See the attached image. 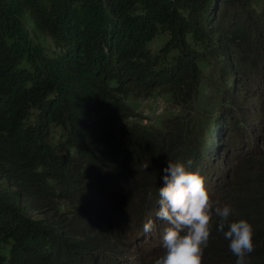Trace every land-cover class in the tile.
Returning a JSON list of instances; mask_svg holds the SVG:
<instances>
[{"label":"trees","instance_id":"trees-1","mask_svg":"<svg viewBox=\"0 0 264 264\" xmlns=\"http://www.w3.org/2000/svg\"><path fill=\"white\" fill-rule=\"evenodd\" d=\"M162 33L182 54L157 65L149 45ZM207 41L241 87L235 99H264V0H0V264L132 263L129 230L103 208L104 187L134 212L131 226L158 195L168 161L191 160L201 175L205 156L225 161L231 124L225 114L216 119L222 129L205 147L188 142L178 119L163 130L128 122L120 95L174 82L175 90L184 76L194 88L192 46ZM252 147L242 158L245 183L228 192L229 222L252 224L246 259L264 264V132L262 150ZM217 224L203 264H236Z\"/></svg>","mask_w":264,"mask_h":264},{"label":"rangeland","instance_id":"rangeland-1","mask_svg":"<svg viewBox=\"0 0 264 264\" xmlns=\"http://www.w3.org/2000/svg\"><path fill=\"white\" fill-rule=\"evenodd\" d=\"M33 39L38 41L48 52L52 50L51 42L42 35H37ZM205 44H209V42L192 46L191 52L195 56L194 66L198 71L194 88H189L188 83L185 84V81L191 80L190 76H184V81L175 90L172 88L177 83H164L147 93L122 94L120 98L128 106L127 116L130 117L128 122L163 130L165 120L178 119L185 128L188 142L193 143L196 138H201L205 147L214 134L218 135L222 129V126L219 125L220 122L216 119L224 114L229 117L231 124L229 130L231 131L226 133L225 140L229 137L233 140L230 139L231 146H228L229 151L225 161L223 162L221 157L213 159V157L205 156L200 164L202 176L206 180V187L210 189L214 210L217 206L229 205L232 207L233 200H228V192L237 186L241 188V185L245 183L240 175L245 170L242 168L244 165L242 158L247 154V151H251L250 145L253 143L256 146V148L252 147L256 152L262 150L259 146L264 132L261 127V125L264 126V112L257 109L259 106L264 108V99L250 101L249 103L255 104L252 108L248 106L249 103H244L248 102L244 98L240 97L239 100H236L235 91H240L241 87L234 88L232 76H226L225 62L222 59L221 61L215 59L213 49ZM149 48L157 60V65L168 64L169 61L175 60L182 54L176 42L167 33L159 34L149 45ZM253 115L254 117H252ZM253 123H255L254 126H252ZM122 125L118 124L116 128ZM57 139L58 135L55 136V140ZM239 141H241L240 144H238ZM233 142L236 144L232 145ZM226 170L229 171L227 176ZM130 179L131 183H134L137 176ZM112 194L110 188L105 189L104 187L99 198L104 200L103 208L108 209L111 216L129 230L125 240L126 251L129 252L124 253L126 258L132 259L131 264H153L154 260L163 253L161 235L165 226L162 221L155 219V212L158 210V195L152 192L148 196L144 205L143 218L139 221L135 220L129 226L127 222L134 212L122 209L117 203L115 195L113 200ZM111 205L114 207L111 208ZM50 216L52 215L41 214L39 218ZM145 216L154 220L156 225L155 229L147 234L143 231L142 226L146 223ZM217 222H219V217L213 216L212 225ZM1 246L2 253L7 255L9 246L4 243Z\"/></svg>","mask_w":264,"mask_h":264},{"label":"clouds","instance_id":"clouds-1","mask_svg":"<svg viewBox=\"0 0 264 264\" xmlns=\"http://www.w3.org/2000/svg\"><path fill=\"white\" fill-rule=\"evenodd\" d=\"M191 163V160L187 164L168 161L163 169V186L158 189L155 212V219L165 225L161 235L163 253L153 264H203L213 216L219 217L216 231L229 241V250L237 257L236 264H248L246 258L254 251L252 224L244 219L229 222L233 214L229 205L213 210L205 177L199 170L190 171ZM155 227L154 220L149 219L143 231L147 234Z\"/></svg>","mask_w":264,"mask_h":264}]
</instances>
